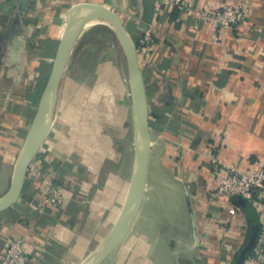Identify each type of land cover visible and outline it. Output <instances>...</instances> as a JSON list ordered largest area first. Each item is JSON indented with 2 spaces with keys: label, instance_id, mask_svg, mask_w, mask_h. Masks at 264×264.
Returning <instances> with one entry per match:
<instances>
[{
  "label": "crops",
  "instance_id": "crops-1",
  "mask_svg": "<svg viewBox=\"0 0 264 264\" xmlns=\"http://www.w3.org/2000/svg\"><path fill=\"white\" fill-rule=\"evenodd\" d=\"M84 2L115 10L139 41L144 24L154 33L139 53L152 142L146 189L131 230L102 264H240L244 253L242 264H256L257 235L247 247L264 221V201L215 197L221 173L212 159L264 168V0H191L194 8L246 5V19L222 30L221 42L196 12L155 2L146 22V0H0V195L10 187L70 13ZM91 28L72 53L21 197L0 212V253L11 239L27 238L26 264H81L117 230L130 192V79L119 61L103 69L106 50L86 41ZM82 47L94 58H79L71 72ZM53 182L64 188L62 208L46 200L44 187Z\"/></svg>",
  "mask_w": 264,
  "mask_h": 264
},
{
  "label": "water",
  "instance_id": "water-1",
  "mask_svg": "<svg viewBox=\"0 0 264 264\" xmlns=\"http://www.w3.org/2000/svg\"><path fill=\"white\" fill-rule=\"evenodd\" d=\"M27 2L28 0H23ZM146 22L152 20L155 0H146ZM98 19L110 23L119 36L127 60L134 126L135 157L130 192L117 230L93 250L81 264H102L118 247L131 230L140 211L144 197L151 154L150 108L146 83L139 60V47L122 17L112 8L101 3L84 2L76 5L71 13L64 37L46 86L32 119L24 147L18 158L12 181L7 192L0 197V212L13 206L21 197L30 165L37 156L52 127L59 100V92L72 53L79 41L86 22ZM146 27V28H145ZM144 28L147 29L146 24ZM260 225L255 229L249 250L254 245ZM245 253L240 264L243 263Z\"/></svg>",
  "mask_w": 264,
  "mask_h": 264
},
{
  "label": "built area",
  "instance_id": "built-area-1",
  "mask_svg": "<svg viewBox=\"0 0 264 264\" xmlns=\"http://www.w3.org/2000/svg\"><path fill=\"white\" fill-rule=\"evenodd\" d=\"M162 8L174 7L180 12H196L200 21L212 26L213 39L222 41V30L239 26L246 19V5H224L221 7L207 5L194 8L191 0H155ZM154 42L152 29L147 28L139 41V53ZM213 162L221 173L214 191L215 197H242L253 203L264 201V168L244 170L238 166L224 164L219 157L214 156ZM47 202L56 208L64 205V188L56 183L44 187ZM27 238H13L7 249L0 253V264H26ZM253 258L256 264H264V221L260 223L256 243L253 248Z\"/></svg>",
  "mask_w": 264,
  "mask_h": 264
},
{
  "label": "rangeland",
  "instance_id": "rangeland-1",
  "mask_svg": "<svg viewBox=\"0 0 264 264\" xmlns=\"http://www.w3.org/2000/svg\"><path fill=\"white\" fill-rule=\"evenodd\" d=\"M86 26L92 27L90 30V34H89L90 36L88 37L87 41L88 42H95L96 41L98 44H100V48L106 50L100 56L101 59L106 60V65L108 66L105 68L103 67V69L106 71L108 70L110 72L111 69H114L113 67H110V66H114V63H115L114 61H117V62L119 61L118 67H120V69H121V75L128 78L129 72H128L126 55H125L121 40H120L119 36L117 35L115 29H113L112 25L106 21H102V20H98V19H90V20H88V22H86L85 27ZM90 48H87L85 52L83 50L84 49L83 47L80 48L78 51H76V53L74 54V61H72V63H70V67H69L70 70L69 71L72 72L73 69L77 68L76 67V61L79 58H83L84 60L86 57L87 58H92V57L94 58L95 54H93V52H91ZM78 69H80V68H78ZM1 173H3V172H1ZM4 182H6V180L0 179V183H4ZM1 196L2 195H0V197Z\"/></svg>",
  "mask_w": 264,
  "mask_h": 264
},
{
  "label": "trees",
  "instance_id": "trees-1",
  "mask_svg": "<svg viewBox=\"0 0 264 264\" xmlns=\"http://www.w3.org/2000/svg\"><path fill=\"white\" fill-rule=\"evenodd\" d=\"M176 12H179V10L178 9H176ZM90 36V35H89ZM136 40V42L139 44V40L138 39H135ZM87 41V40H86ZM90 43H93V44H95V45H97V46H99L100 44H98L96 41L95 42H90ZM95 51H96V48H95Z\"/></svg>",
  "mask_w": 264,
  "mask_h": 264
}]
</instances>
